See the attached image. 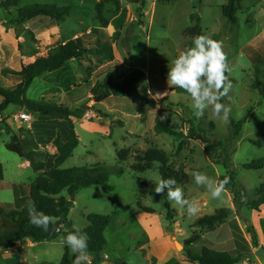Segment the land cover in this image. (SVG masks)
Segmentation results:
<instances>
[{"label":"rangeland","instance_id":"rangeland-1","mask_svg":"<svg viewBox=\"0 0 264 264\" xmlns=\"http://www.w3.org/2000/svg\"><path fill=\"white\" fill-rule=\"evenodd\" d=\"M97 2L21 0L16 7L0 8V26L4 23L2 27L8 31L4 35L0 33V86L14 89L20 83V77L17 82L15 79L24 64L33 63L37 57L53 53L67 41L99 27L95 10ZM119 2V10L114 3H109L105 12L110 25L104 33L112 45V58L87 55L81 65L79 61H71L65 69L35 79L26 95L29 100L39 103L65 99L72 110L84 105L95 107L77 119L75 127L80 144L61 169L106 164L113 170L118 166L124 171L122 175L113 173L105 188L93 186L78 192L69 216V227L85 229L89 225L86 218L89 214L110 216L104 234L107 241L104 253L99 263H95L91 256V264H114L112 262L117 260L128 264H167L169 260L176 264H192L183 262L181 257L187 256L185 242L195 236L202 238L196 245L198 248L228 250L235 256L249 254L239 264H264V244L259 240L258 247H255L251 234L247 232V227L252 225L247 221L252 222L253 211L233 201L235 190L239 191V203L256 199L258 189L264 184V169L244 168L245 164L264 159V148L250 142L264 136V99L253 88L257 79L264 80V0H240L236 26H232L222 13L228 0H175L171 3L145 0L144 6L143 0ZM33 4L70 6L72 10L64 23L37 18L23 26H15L12 21L18 9ZM193 15L201 20V35L219 41L227 54L231 68L229 78L234 80L224 97L225 104L231 108L227 123L213 119L210 108L198 117L190 95L180 88L170 87L167 81L172 61L181 51L193 46L196 37L190 33L195 26L191 20ZM9 31L24 39L18 42L20 63L15 37ZM114 64L143 72L140 96L113 97L107 103L96 104L91 89L103 81L108 65ZM12 67L13 76L4 77L2 70ZM22 110L32 116L33 123L38 119V113L17 105L0 114V128L8 129L9 125L12 129L8 133L10 141L17 128L12 126L13 120L9 117ZM165 113L166 120L178 128L182 139H186L179 155L176 152L181 138L154 130ZM246 116L248 121L240 134L232 137L230 119L238 122ZM191 122L199 134L195 140L186 138ZM27 125L20 128L28 130ZM2 136L4 139L8 137L6 133ZM204 140L222 143L216 160L226 161L228 169L206 156ZM150 148L165 151L171 163L185 165L189 183L181 188L186 199L198 202L196 215L189 216L186 208L166 200L163 194L155 193V183L160 178L158 163L142 173L131 169L135 157ZM122 150L128 151V162L120 163L118 153ZM9 153L19 159L16 153ZM47 162L50 164V160ZM193 172L204 173L217 181L230 172L235 174V182L220 198L214 199L205 187L195 183ZM141 207L150 208L154 213L144 212ZM221 208H235V211L215 230L194 225L197 219L212 215ZM169 210L172 219L168 218ZM261 228L264 235V222ZM64 237L62 234L52 241H39L38 247L28 253L60 264L65 250ZM169 242L174 250L168 246ZM252 248L257 249V255H253ZM70 254L72 258L75 256L71 250ZM0 264H3L1 259Z\"/></svg>","mask_w":264,"mask_h":264},{"label":"trees","instance_id":"trees-1","mask_svg":"<svg viewBox=\"0 0 264 264\" xmlns=\"http://www.w3.org/2000/svg\"><path fill=\"white\" fill-rule=\"evenodd\" d=\"M21 0H2L0 1V8L9 9L16 7ZM159 3H171L175 0H157ZM114 3L117 9H120L119 0H98L95 10L99 27L93 28L89 33H86L77 38H73L66 43L60 45L58 49L48 55L37 57L33 63L24 64L17 75L21 78L20 83L14 89H8L0 86V114L3 113L10 105H17L26 108L34 113H42L45 115L57 114L62 116L69 124L70 134L68 140L63 142L58 136L53 141V147L56 150L57 157L54 160V166L44 174L39 175L34 184L30 187L29 199L22 204L19 210H11L5 214L6 218L12 220L15 227L6 234L0 236V248L6 249L9 244L13 242L31 239L35 242L52 241L60 235H67L76 229L69 227V216L74 201L71 198L75 197L79 191L93 186L105 188L113 173L122 175L123 168L116 166L115 169L109 168L106 164H97L90 167L61 169V166L73 155L75 149L80 144V138L76 130L73 119H80L86 111L82 108L72 110L63 103H39L27 98V92L33 84L34 80L46 73L61 71L66 68L71 61H81L87 55L93 56H107L112 58V45L110 40L106 37L104 29L110 25L109 19L106 17V5ZM143 0L142 6H144ZM72 7L57 6L54 4H33L18 9L17 15L12 23L15 26H23L29 21L40 17L49 18L56 23H64L70 15ZM240 10V0H228L222 7L223 15L231 22L232 26L238 24L237 13ZM191 20L195 22V26L190 30L191 34L199 36L202 34L200 26V18L193 15ZM5 75H13L10 70H6ZM143 72L140 69H128L123 65H108L107 73L102 82L96 83L91 89L92 100L96 104L107 103L113 97H133L140 96L139 90L141 86V79ZM230 79V78H229ZM231 84L234 83L233 79ZM253 88L258 92L260 97L264 99V80L257 79ZM225 104V99L221 100ZM231 127L233 129L232 137H237L243 126L247 123L248 117L235 122L232 119ZM12 129L8 128L10 133ZM154 130L156 133H165L175 138H181L177 145L176 154L179 155L185 147L186 139H182V134L178 131L175 125L170 121L163 120L158 122ZM194 124L190 123V132L187 139H198L199 134L196 131ZM253 145L264 148V136L250 141ZM206 156L216 164H222L228 169L226 161L219 162L216 160V155L222 147V143L211 142L210 140L203 141ZM6 148L10 152L16 153L20 158L25 159L31 163L32 168L36 172H43L45 164L40 160L39 153L35 151L28 152L20 142L16 134L12 135L11 141L6 144ZM120 163L128 162L129 155L127 150H122L118 153ZM158 163V171L160 178H172L176 181V186L184 187L189 183V175L186 172L185 165L182 163H171L167 153L159 148H150L143 155H137L135 162L131 165V169L135 172H146L154 168ZM245 169L262 170L264 169V159L254 161L244 165ZM229 177V183L225 186L228 190L230 184L235 182V174L228 172L227 175L220 177L223 180ZM64 193H66L64 195ZM233 201L236 205H244L249 210H260L264 206V184L258 189V197L250 202L239 203V191H233ZM167 200V190L163 193ZM31 201L37 210L44 212L47 215L56 218L55 223L49 225L48 231L34 226L29 221L28 207ZM168 207L169 204L167 203ZM144 212L154 213V211L147 207H141ZM171 210L168 212V218L171 217ZM237 212V211H236ZM233 213L231 208H221L212 215H205L196 220L194 225L196 227H206L213 231L220 225L224 224ZM239 214V212H237ZM89 223L88 227L80 230L81 233H86L88 236V251L93 256L96 262H100L102 254L106 247L107 241L105 238V230L110 223V216L102 214H89L87 217ZM247 232L251 234L252 242L255 247H258V234L254 226L249 225ZM202 238L195 236L185 242L187 256L189 262L192 264H239L247 255H233L229 251L215 250L213 248L201 247L196 245ZM75 256L72 258L70 249L65 244V250L60 264H73ZM114 264H128L125 261L117 260L112 262Z\"/></svg>","mask_w":264,"mask_h":264},{"label":"clouds","instance_id":"clouds-1","mask_svg":"<svg viewBox=\"0 0 264 264\" xmlns=\"http://www.w3.org/2000/svg\"><path fill=\"white\" fill-rule=\"evenodd\" d=\"M230 72L227 54L222 44L206 35H199L193 38L192 47L181 51L172 61L167 81L170 87L180 88L190 95L193 101L192 107L198 117L203 116L205 110L210 108L213 119L227 123L231 108L221 100L228 95L232 87ZM166 119L167 113L160 116V120ZM192 175L195 183L205 187L214 199L221 197L230 180L229 177H225L217 181L201 172H193ZM165 189L168 200L186 208L189 216L198 213V202L186 199L183 189L176 186L174 179H158L155 183V193L163 194ZM28 215L30 223L44 231H48L49 225L56 220L55 217L37 210L31 201H29ZM88 239L87 234L81 233L78 228L63 238L62 243L66 244L75 255L73 264H91Z\"/></svg>","mask_w":264,"mask_h":264},{"label":"crops","instance_id":"crops-1","mask_svg":"<svg viewBox=\"0 0 264 264\" xmlns=\"http://www.w3.org/2000/svg\"><path fill=\"white\" fill-rule=\"evenodd\" d=\"M41 18L47 19L45 17H40L38 19ZM30 22L31 21H29L28 23ZM2 25L0 26V33L4 35L8 31H6V29H4ZM13 36L15 37V46L18 51V42H22L24 39L23 37L18 38L14 34ZM77 37L78 36H76L75 38ZM18 53V60L20 63V52L18 51ZM10 69H14V67L7 69L5 68L4 70H2V74L4 77H6L4 72ZM18 77L19 76H16V82L18 81ZM66 101L67 100L62 99L58 103L66 104ZM0 102H2L1 97ZM9 107L3 113H6ZM21 113H26V111L22 110L18 114L14 112L11 113V116L9 118L13 120L12 126H14V128H17L16 135L18 136L26 151H35L39 153L40 160H42L45 164V170L43 172H36L32 168L29 161L20 157L18 159L10 154L6 148V144L10 142V140L8 139H10L11 135L8 134L9 132L7 128H0V144L2 148L0 149L2 151V153L0 154L2 156L0 158V236L6 234L8 231L12 230L15 227L14 222L9 218H6L5 214L11 210H19L22 204L29 199L31 185L35 183L39 175L44 174L54 166V160L57 157L56 150L53 148V141L55 140V138L60 136L61 140L63 142H66L70 134L69 124L62 116H59L57 114L45 115L42 113H38V119L35 120L34 123L32 119V122L30 121L28 123H23L20 125L16 117H18ZM73 122L74 124H76L77 119H73ZM6 124L8 125V123ZM25 124H28V130L20 128ZM8 128L10 129L9 125ZM3 133H6L8 135L7 139L3 138ZM47 160H50V164H48ZM232 209L235 211V208ZM252 211V222L249 220L247 221V224L252 223V226H254L258 234V240H260L261 244H264V235H262L261 228L262 222H264V206H262L258 211ZM239 215L240 214H237L236 212V216L239 217ZM39 244L40 242H35L31 239L13 242L9 244L6 249L0 248V259L3 261V264H54L50 260V258L40 259L36 254L34 256H30L31 254L28 252H31V249H35L36 247H38ZM168 246L171 250H174L172 242H169ZM252 252L254 256L257 255L256 248H252ZM152 255L157 258L154 254ZM181 260L185 263H191L188 261V257L186 255H183L181 257ZM167 264L176 263L174 261L172 262V260H169Z\"/></svg>","mask_w":264,"mask_h":264},{"label":"built area","instance_id":"built-area-1","mask_svg":"<svg viewBox=\"0 0 264 264\" xmlns=\"http://www.w3.org/2000/svg\"><path fill=\"white\" fill-rule=\"evenodd\" d=\"M18 123L21 125L23 123H28L32 120V117L29 113H21L18 117H16Z\"/></svg>","mask_w":264,"mask_h":264},{"label":"water","instance_id":"water-1","mask_svg":"<svg viewBox=\"0 0 264 264\" xmlns=\"http://www.w3.org/2000/svg\"><path fill=\"white\" fill-rule=\"evenodd\" d=\"M82 109L84 110V111H89V110H94L95 109V107H90V106H88V105H84V106H82ZM75 200V198L73 197L72 199H71V201H74ZM177 245H179L178 243H177ZM179 247H180V245H179ZM182 247H180V249H181Z\"/></svg>","mask_w":264,"mask_h":264}]
</instances>
